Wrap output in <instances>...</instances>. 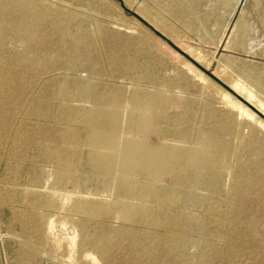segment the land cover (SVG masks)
<instances>
[{"label":"bare ground","instance_id":"bare-ground-1","mask_svg":"<svg viewBox=\"0 0 264 264\" xmlns=\"http://www.w3.org/2000/svg\"><path fill=\"white\" fill-rule=\"evenodd\" d=\"M88 18L51 2L0 0V109L11 93V117L22 110L34 119L25 141L13 142L0 200L32 209L12 213L37 222L38 244L22 252L57 264H187L183 247L193 244L206 264L218 248L210 239L221 236L264 255V175L250 174L261 160L244 164L223 128L195 126L192 101L136 73V40ZM8 39L21 50L8 52ZM33 83L40 94L29 98ZM240 101L241 115L264 127ZM32 146L38 156L27 157Z\"/></svg>","mask_w":264,"mask_h":264},{"label":"rangeland","instance_id":"rangeland-1","mask_svg":"<svg viewBox=\"0 0 264 264\" xmlns=\"http://www.w3.org/2000/svg\"><path fill=\"white\" fill-rule=\"evenodd\" d=\"M39 1L55 3L66 8L70 7L80 17H89L88 22L85 24L92 26L94 20H99L109 28H116L121 33L131 35L136 41L134 42L135 45L131 47L130 55L136 57L139 61L136 73L163 85L165 90L178 92L177 94L180 97L192 101L193 109L188 117L193 119L195 126L214 128L216 130L223 128L221 133L232 144V149L237 153L236 158L249 165H252L247 162L249 159L261 160L260 163L255 165L261 171L250 174L264 175V127L256 121L241 115L239 108L236 106L239 104L237 97L232 93L230 94L224 85L217 82L204 71L205 69L213 73L217 78L226 80L227 75L225 72L217 69L218 52L221 51L223 46H264V0H130L133 5L128 7L131 10L143 18L138 11L141 6L140 9H143L149 17L147 18L148 22L161 33L165 30L163 34L179 49L185 51L188 55L191 54L203 69L179 53L176 48L154 33L139 18L123 10L118 1ZM231 9L233 10V19L228 20V22L222 20L224 21L225 29L218 28V32L215 34L199 33L201 29L199 24L210 22V20L206 19L207 16H211L215 12L220 14L221 11ZM243 12H250L251 17L244 19ZM82 19L80 18L78 21L83 22ZM8 40L5 46L8 52L12 54L21 50L22 45L20 43L13 39ZM7 51L6 53H8ZM4 61H6L4 53L0 51V63L4 64ZM109 64L108 62L105 65L107 74L113 69ZM83 75L86 74L84 73ZM60 79L63 78L61 77ZM18 83L19 81L16 80L14 86L16 87ZM34 85L35 83L32 84L33 90H30L29 98L40 94V88H36ZM67 85L71 86L69 77ZM10 95L11 93L1 98L3 104L0 109V200L5 196L2 185L6 182V177L9 176V168L13 163L11 148L14 143L25 141L26 136L22 129L32 127L34 123L33 118L26 119L25 112L22 110H17L18 112L14 113V117H11L10 111H12L13 101L10 99ZM226 96L229 98H226ZM171 112H174V110ZM21 124H24V126H21ZM226 127L228 132L224 130ZM150 138L153 141H157L154 133L151 134ZM34 148L32 146L27 151L24 150L23 153L27 157L38 156V150ZM240 153L242 155H239ZM42 165V169L46 170V172L50 171V164ZM26 167H29V164H26ZM22 182V184H26L27 180L23 178ZM68 188L69 191L73 190L71 184H69ZM39 190L44 195L50 192L49 189L44 188ZM0 204V264H57V262L47 258V256L36 260L22 252V245L25 242L30 243L31 241L30 244H38V236L35 232L37 222L25 223L16 221L13 216L16 211L22 210L21 212H25V210H32L26 201L21 200L17 204L13 203L12 205L9 202ZM34 211L38 212L39 215L43 213L58 214V211L41 208H37ZM116 225H120V223L116 222ZM94 230L95 224H92L89 232L90 239L93 238ZM191 238L194 239H192L193 241H197L200 236L197 233H193ZM211 240H215L214 242L218 248L212 258L205 262L206 264H264V255L256 252H243L238 244H229L221 236H217L214 239L211 238ZM193 249L194 251H192ZM198 250V247L193 244L183 247L187 264H203L200 262ZM162 262L175 264L170 259L161 261L160 264H164Z\"/></svg>","mask_w":264,"mask_h":264},{"label":"crops","instance_id":"crops-1","mask_svg":"<svg viewBox=\"0 0 264 264\" xmlns=\"http://www.w3.org/2000/svg\"><path fill=\"white\" fill-rule=\"evenodd\" d=\"M250 17V12H243L244 19ZM206 19L210 22L200 23L199 33L215 34L218 28L225 29L222 20L228 22L233 19V10L221 11L220 14L215 12ZM217 69L227 75L226 80L219 77L218 79L264 115V46H223L218 52ZM246 106L251 109L250 106ZM255 115L262 119L256 113Z\"/></svg>","mask_w":264,"mask_h":264},{"label":"water","instance_id":"water-1","mask_svg":"<svg viewBox=\"0 0 264 264\" xmlns=\"http://www.w3.org/2000/svg\"><path fill=\"white\" fill-rule=\"evenodd\" d=\"M118 1L121 4V7L123 8V10H125L126 12L136 16L137 18H139L145 25H147L149 28H151L153 30L154 33H156L157 35L161 36L164 40H166L172 47L176 48L178 50L179 53H181L182 55L186 56L189 60H191L194 64H196L197 66H199L200 68L203 69V67L194 59L192 58L190 55H188L186 52H184L183 50L179 49L173 42H171L163 33L159 32L157 29H155L148 21H146L144 18H142L139 14H137L135 11L131 10L130 8H128L125 3L123 2V0H115ZM204 71H206L211 77H213L217 82H219L220 84L224 85L229 92H231L233 95H235L239 100H241L242 102H244L245 104L249 105L261 118L264 119V115L262 113H260L256 108H254L253 106H251L248 102H246L241 96H239L237 93H235L233 90H231L230 88H228L220 79H218L213 73L208 72L207 70L204 69Z\"/></svg>","mask_w":264,"mask_h":264}]
</instances>
